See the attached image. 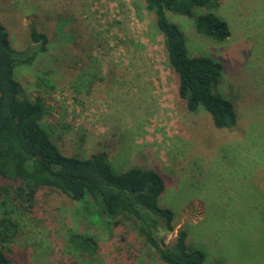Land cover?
I'll use <instances>...</instances> for the list:
<instances>
[{"label": "rangeland", "instance_id": "obj_1", "mask_svg": "<svg viewBox=\"0 0 264 264\" xmlns=\"http://www.w3.org/2000/svg\"><path fill=\"white\" fill-rule=\"evenodd\" d=\"M218 1L208 11L227 23L222 41L197 33L192 18L166 14L191 54L221 64L218 90L237 96L236 123L222 128L177 97L143 0H0V18L15 48L34 44L29 24L48 37L47 51L14 73L22 95L52 107L46 126L61 152L104 149L115 170L156 171L158 202L175 214L173 230L159 235L172 244L185 229L202 264H264V0ZM6 207L19 224L6 244L15 264H164L130 222L112 226L90 199L42 189L29 209L10 197ZM71 229L96 238L92 257L68 243Z\"/></svg>", "mask_w": 264, "mask_h": 264}, {"label": "trees", "instance_id": "obj_2", "mask_svg": "<svg viewBox=\"0 0 264 264\" xmlns=\"http://www.w3.org/2000/svg\"><path fill=\"white\" fill-rule=\"evenodd\" d=\"M154 16L162 35L165 61L176 73V94L191 114L207 111L217 128L231 127L237 120L236 97L218 90L221 64L202 54H191L186 35L166 12L192 18L195 31L212 40L229 36L226 21L208 10L218 0H143ZM204 8V9H201ZM10 30L0 18V264H15L7 255L6 244L19 232V224L6 207L8 198L23 210L33 206L37 193L46 189L73 201L90 199L112 226L130 222L144 245L164 264H202L205 254L190 247L187 232L180 228L172 244L160 230H173L175 214L158 202L164 189L160 175L148 168L131 166L115 170L107 150L86 157L61 152L46 126L52 107L36 95H22L15 77L17 66L30 65L47 51L48 37L29 24L33 45L15 48ZM43 81L38 79L36 84ZM68 243L82 255L92 257L98 250L96 238L86 232L69 230Z\"/></svg>", "mask_w": 264, "mask_h": 264}]
</instances>
